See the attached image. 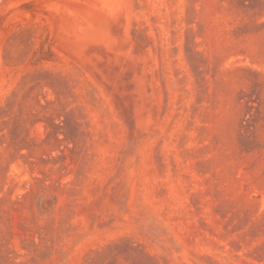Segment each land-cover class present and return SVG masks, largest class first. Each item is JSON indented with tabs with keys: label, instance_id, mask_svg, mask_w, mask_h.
Returning <instances> with one entry per match:
<instances>
[{
	"label": "rangeland",
	"instance_id": "rangeland-1",
	"mask_svg": "<svg viewBox=\"0 0 264 264\" xmlns=\"http://www.w3.org/2000/svg\"><path fill=\"white\" fill-rule=\"evenodd\" d=\"M0 264H264V0L1 9Z\"/></svg>",
	"mask_w": 264,
	"mask_h": 264
},
{
	"label": "water",
	"instance_id": "water-1",
	"mask_svg": "<svg viewBox=\"0 0 264 264\" xmlns=\"http://www.w3.org/2000/svg\"><path fill=\"white\" fill-rule=\"evenodd\" d=\"M29 1H32V0H0V10L6 6L18 5V4L26 3Z\"/></svg>",
	"mask_w": 264,
	"mask_h": 264
}]
</instances>
